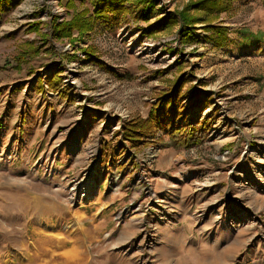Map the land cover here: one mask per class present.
<instances>
[{"label":"rangeland","instance_id":"obj_1","mask_svg":"<svg viewBox=\"0 0 264 264\" xmlns=\"http://www.w3.org/2000/svg\"><path fill=\"white\" fill-rule=\"evenodd\" d=\"M188 1L158 0L148 22ZM66 3L0 7V264H264V2L220 14V47L201 24L181 46L176 26L147 36L131 17L56 40L52 18L92 8ZM28 42L39 52L16 66ZM178 76L215 93L187 115L211 116L203 142L121 143Z\"/></svg>","mask_w":264,"mask_h":264},{"label":"trees","instance_id":"obj_2","mask_svg":"<svg viewBox=\"0 0 264 264\" xmlns=\"http://www.w3.org/2000/svg\"><path fill=\"white\" fill-rule=\"evenodd\" d=\"M10 2V0H0ZM20 0L15 1V5ZM235 0H189L180 10H173L161 18L148 22L156 10L158 0H90L92 8L83 7L76 10L68 20L57 21L52 18L48 36L61 40L83 36L99 26L103 30L118 27L129 17L134 20H143L148 24L141 29L147 36H153L160 30H170L177 27V40L181 46L197 41L195 31L196 24L208 32L205 39L216 47L228 43L229 36L226 26L219 21L222 12L230 9ZM264 2V0H262ZM69 6H73V0H67ZM40 22H34L32 27L36 30ZM257 37L255 36V39ZM255 41V40H254ZM256 53H263L264 46L259 39L255 42ZM89 56L92 54L85 50ZM39 50L32 42L21 47L16 56V66L28 57L35 56ZM97 59V58H95ZM57 76L48 80V87L55 88L58 82ZM191 77L178 76L168 81V85L160 89L155 96V101L150 104L146 117H134L125 120L117 130L120 142L127 144L131 150H138L150 142H168L173 147L188 149L199 145L207 136L209 126L212 123L211 116L203 118L188 117V112L194 107L207 104L214 92L200 90L199 85L192 83ZM162 132L157 136L158 132ZM111 146L108 145L106 150ZM102 162H112L116 159L113 152L108 154L103 151Z\"/></svg>","mask_w":264,"mask_h":264},{"label":"crops","instance_id":"obj_3","mask_svg":"<svg viewBox=\"0 0 264 264\" xmlns=\"http://www.w3.org/2000/svg\"><path fill=\"white\" fill-rule=\"evenodd\" d=\"M15 1L17 0H10V2H7V4L5 3V1H0V7L2 8L3 5H10V4H14ZM6 7V6H5Z\"/></svg>","mask_w":264,"mask_h":264}]
</instances>
